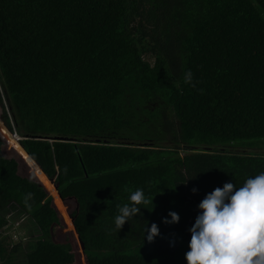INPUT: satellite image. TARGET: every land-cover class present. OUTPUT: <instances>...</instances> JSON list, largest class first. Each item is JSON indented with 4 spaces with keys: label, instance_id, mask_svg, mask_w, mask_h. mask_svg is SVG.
Listing matches in <instances>:
<instances>
[{
    "label": "trees",
    "instance_id": "16d2710c",
    "mask_svg": "<svg viewBox=\"0 0 264 264\" xmlns=\"http://www.w3.org/2000/svg\"><path fill=\"white\" fill-rule=\"evenodd\" d=\"M0 110L26 150L0 122V264H187L206 194L264 172V0H0ZM136 189L153 208L117 232Z\"/></svg>",
    "mask_w": 264,
    "mask_h": 264
},
{
    "label": "clouds",
    "instance_id": "9594fccd",
    "mask_svg": "<svg viewBox=\"0 0 264 264\" xmlns=\"http://www.w3.org/2000/svg\"><path fill=\"white\" fill-rule=\"evenodd\" d=\"M183 79L184 83L195 87L191 70L184 72ZM9 131L17 133L14 129ZM18 136L20 137L19 134ZM0 138L4 141L2 136ZM20 138L23 140L22 137ZM128 191L130 192L128 202L123 206L117 205L119 214L114 218L117 232L126 222L140 213L141 205L151 203L153 208V197L150 200L146 198L142 189ZM192 191L195 192L196 189ZM46 193L50 196L47 191ZM31 197L32 193L26 194L25 201ZM50 197L60 225L61 217L52 196ZM72 200L75 203V200ZM198 209L199 214L189 229L191 239L188 244L189 251L185 254L187 264H264V172L247 178L240 187L233 183H225L222 188L214 189L206 194L199 203ZM67 210L70 218L73 210H69L68 206ZM169 216L171 221L165 220V223L179 221V216L175 212H169ZM147 231L149 242L159 234L155 224H152Z\"/></svg>",
    "mask_w": 264,
    "mask_h": 264
},
{
    "label": "rangeland",
    "instance_id": "374dc122",
    "mask_svg": "<svg viewBox=\"0 0 264 264\" xmlns=\"http://www.w3.org/2000/svg\"><path fill=\"white\" fill-rule=\"evenodd\" d=\"M0 116H2V110H0ZM0 120H3L2 118H0ZM2 123L5 125L6 128H8L6 126V124L2 121ZM6 145L4 144L2 147V153L3 156L7 159H14L12 157V152L9 151V148L7 150V148L5 147ZM29 169L25 168L20 162H19V167H18V174L23 177V178H28L31 179L32 177L29 176ZM33 180V178H32ZM34 181V180H33ZM66 202H64L65 206L69 208V210H73L75 207V203L73 200H65ZM8 218V222L11 223V226L8 227L7 229H5L2 232L3 236H8L13 242L15 243H19L21 242L24 249L26 247V236L29 234V230H27L26 225L30 226L31 225V218L29 216H25L24 214L19 215V210L17 211H13L12 214H9L7 216ZM32 226V225H31ZM30 231L34 234L37 235L36 233H34V227H32L30 229ZM53 238L56 241L59 242H68L72 244V240L71 237L67 234V232L65 231L64 227L62 224H60L57 227L53 228ZM73 248V246H72ZM74 251V249H73ZM76 249L74 251L75 253V261L73 264H78L77 263V254H76ZM84 258V255H83Z\"/></svg>",
    "mask_w": 264,
    "mask_h": 264
},
{
    "label": "water",
    "instance_id": "95a60500",
    "mask_svg": "<svg viewBox=\"0 0 264 264\" xmlns=\"http://www.w3.org/2000/svg\"><path fill=\"white\" fill-rule=\"evenodd\" d=\"M16 131V128H14V132ZM10 132V131H9ZM12 135H14V136H16L17 137V139L18 140H22L19 136H18V134L17 133H12V132H10ZM37 139H41V138H37ZM19 143H20V141H19ZM20 146L21 147H23L22 145H21V143H20ZM24 149V148H23ZM25 150V149H24ZM26 152V151H25ZM28 154V153H27ZM31 158V157H30ZM42 171V170H41ZM43 175L48 179V181L50 182V184L53 186V188L55 189V191H56V194H57V197H58V200L60 201V202H62V203H64V200L60 197V195H59V193H58V191H57V186L54 184V180H52V179H49L44 173H43ZM33 180L34 181H37L35 178H33ZM44 188H45V186H44V184H42L40 181H38ZM47 191V190H46ZM48 192V191H47ZM68 200H71V199H68ZM75 208H77V203L75 202ZM199 209H197V213H196V215H195V217H197V215L199 214ZM73 221H74V218H73V216L72 215H70V222H71V224H72V227H73V229H74V232H75V234H77L76 233V231H75V228H74V226H73ZM77 237V240H78V243H79V245H80V249H81V252L83 253V250H84V246H83V244L80 242V240H79V237H78V235L76 236Z\"/></svg>",
    "mask_w": 264,
    "mask_h": 264
},
{
    "label": "crops",
    "instance_id": "0c3cea01",
    "mask_svg": "<svg viewBox=\"0 0 264 264\" xmlns=\"http://www.w3.org/2000/svg\"><path fill=\"white\" fill-rule=\"evenodd\" d=\"M36 140H39V139H36ZM40 140H42V139H40ZM30 156V155H29ZM31 157V156H30ZM32 158V157H31ZM33 159V158H32ZM34 160V159H33ZM35 161V160H34ZM36 162V161H35ZM37 163V162H36ZM38 164V163H37ZM40 167V166H39ZM40 169H41V167H40ZM42 170V169H41ZM31 180H32V178H31ZM72 200V199H71ZM199 205V204H198ZM197 209H198V207H197ZM196 213H197V211H196ZM196 213H195V215H196ZM196 218V217H195Z\"/></svg>",
    "mask_w": 264,
    "mask_h": 264
}]
</instances>
